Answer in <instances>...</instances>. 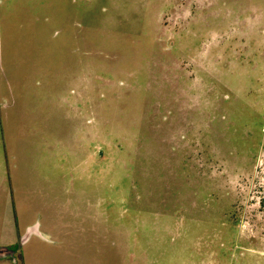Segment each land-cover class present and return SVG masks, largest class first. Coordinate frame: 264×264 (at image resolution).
Instances as JSON below:
<instances>
[{
    "label": "rangeland",
    "instance_id": "1",
    "mask_svg": "<svg viewBox=\"0 0 264 264\" xmlns=\"http://www.w3.org/2000/svg\"><path fill=\"white\" fill-rule=\"evenodd\" d=\"M263 146L264 0H0L2 264H264Z\"/></svg>",
    "mask_w": 264,
    "mask_h": 264
},
{
    "label": "flooded vegetation",
    "instance_id": "2",
    "mask_svg": "<svg viewBox=\"0 0 264 264\" xmlns=\"http://www.w3.org/2000/svg\"><path fill=\"white\" fill-rule=\"evenodd\" d=\"M261 148H264V146L261 147ZM259 206H261V205H259ZM21 237H22V236L19 235V240H16V242L14 243V246L17 245V244L21 245L23 242H26V238H24L23 240H21ZM10 246H11V245H10ZM5 247H6V246H5ZM8 247H9V246H8ZM2 248H3V247L0 246V260L2 259V260H6V261H7L8 259L12 258L10 254L3 256V255L1 254V253L3 252V251H2ZM5 249H6V248H5ZM19 250H20V249H19ZM19 250H17L15 253H17V252L19 253V252H20ZM1 251H2V252H1ZM7 251H10V250H7ZM15 253L12 254L14 257H15ZM13 261H15L14 258H12V262H13Z\"/></svg>",
    "mask_w": 264,
    "mask_h": 264
},
{
    "label": "crops",
    "instance_id": "3",
    "mask_svg": "<svg viewBox=\"0 0 264 264\" xmlns=\"http://www.w3.org/2000/svg\"><path fill=\"white\" fill-rule=\"evenodd\" d=\"M9 241V240H8ZM16 242V240H14V241H10V242H5V243H1L0 242V245L2 246H8V245H12V244H14ZM3 262H6V260H0V264H2Z\"/></svg>",
    "mask_w": 264,
    "mask_h": 264
},
{
    "label": "water",
    "instance_id": "4",
    "mask_svg": "<svg viewBox=\"0 0 264 264\" xmlns=\"http://www.w3.org/2000/svg\"><path fill=\"white\" fill-rule=\"evenodd\" d=\"M34 232H35L36 234L42 236L40 233H38V232L36 231V228L29 230V235L32 234V233H34ZM42 237H43V236H42Z\"/></svg>",
    "mask_w": 264,
    "mask_h": 264
}]
</instances>
